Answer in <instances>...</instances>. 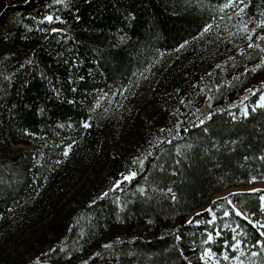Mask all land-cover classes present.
Wrapping results in <instances>:
<instances>
[{
	"label": "trees",
	"instance_id": "trees-1",
	"mask_svg": "<svg viewBox=\"0 0 264 264\" xmlns=\"http://www.w3.org/2000/svg\"><path fill=\"white\" fill-rule=\"evenodd\" d=\"M223 2L0 0V264H264L261 193L211 199L264 180V0Z\"/></svg>",
	"mask_w": 264,
	"mask_h": 264
},
{
	"label": "rangeland",
	"instance_id": "rangeland-1",
	"mask_svg": "<svg viewBox=\"0 0 264 264\" xmlns=\"http://www.w3.org/2000/svg\"><path fill=\"white\" fill-rule=\"evenodd\" d=\"M255 105H260V106H264V93L261 94L259 97H258V100L257 102L254 104ZM246 110V107H244L242 109V111L245 112ZM253 189H258L260 191H257V192H260V196H259V206H260V209H261V212H262V224L259 223V225H262L264 226V200H261L260 197L261 196H264V180H253L251 181L249 184L247 185H240V186H232V187H229V188H226L218 193H215L211 199H218V198H225L227 197L230 193L232 192H236V191H253ZM230 206L232 207L233 211L235 214H237V211H239L240 213H242V216L241 215H238L240 217H246L244 212L238 208L235 204L233 203H230ZM203 210H208L207 206L204 205L202 207H200L199 209H196L194 211H192L188 216H186L185 220H189L191 218V216L195 213H198L200 211H203ZM257 227V225H256ZM235 228L233 227L232 228V232H234ZM213 237V236H212ZM235 243V242H234ZM232 243V244H234ZM208 248H205L201 253L200 255L198 256V260H199V263L198 264H215V261H219V264H246L244 261L242 262L241 260L239 259H234V258H238V255L240 253V248L239 249H233V248H229L231 251H233V256H229L230 259L228 260H224L223 259V254H227L226 251H223L221 254H216L214 252L213 255L210 257V258H207V259H201V257L203 256L205 250H207Z\"/></svg>",
	"mask_w": 264,
	"mask_h": 264
},
{
	"label": "snow or ice",
	"instance_id": "snow-or-ice-1",
	"mask_svg": "<svg viewBox=\"0 0 264 264\" xmlns=\"http://www.w3.org/2000/svg\"><path fill=\"white\" fill-rule=\"evenodd\" d=\"M250 0L248 3L245 2V0H224V2L221 5L220 11L224 12L226 9L232 8L235 9V15L236 16H240L242 17L245 9L249 6ZM58 19V17H57ZM228 19H232V16H229ZM46 20L48 22H52L53 21V17L52 16H47ZM212 25H208L206 26V28L204 29L205 32L209 31L211 29ZM257 27H264V20H260L259 23L257 24ZM53 31H58L57 29H53ZM240 31L242 32H248L249 29L247 27V23L243 22V20L241 21V28ZM253 33L255 32V29L251 30ZM258 39L264 40V36H259L257 37ZM249 40L252 39L251 36L248 37ZM249 48H259L260 46L258 44H253V43H249L248 44ZM261 51H264V49H261ZM257 67H260V65H258ZM256 69H253V71H255ZM99 106V105H98ZM90 125L85 123L84 127L87 128ZM65 155H67V152H65ZM132 163H140L142 164L143 161L142 160H133ZM136 173L135 172H130L129 175L124 176V180H128L131 181L134 177H135ZM255 179V178H253ZM119 181L117 182V187L119 186ZM253 191H260L258 189H253ZM261 200H264V196L260 197ZM229 203H231V201H229ZM210 211V209H209ZM226 216L229 215L228 212L224 213ZM199 215V214H198ZM237 215H242V213H240L239 211H237ZM192 221H189V223H191ZM257 227H262V225L257 224ZM217 235H219V233H217ZM262 236H264V233H261ZM213 239L212 235L209 234L207 237V241H211ZM235 240V238H234ZM241 241L240 240H235L234 244L229 245V247L233 248V249H239L240 245H241ZM257 244L261 245L262 250H264V241H257ZM104 247H110V245H105ZM213 255V253L211 252L210 249L205 250L203 256L201 257V259H207L210 258ZM253 256L257 255V253H252ZM223 259L224 260H228L230 259V257L227 254H223ZM234 259H238V258H234ZM215 264H219V261H215Z\"/></svg>",
	"mask_w": 264,
	"mask_h": 264
},
{
	"label": "bare ground",
	"instance_id": "bare-ground-1",
	"mask_svg": "<svg viewBox=\"0 0 264 264\" xmlns=\"http://www.w3.org/2000/svg\"><path fill=\"white\" fill-rule=\"evenodd\" d=\"M256 106H259V105H256ZM242 216V215H241ZM245 218V217H244Z\"/></svg>",
	"mask_w": 264,
	"mask_h": 264
}]
</instances>
